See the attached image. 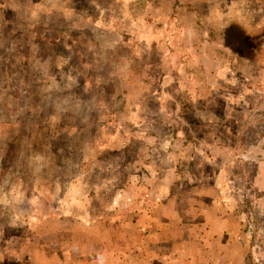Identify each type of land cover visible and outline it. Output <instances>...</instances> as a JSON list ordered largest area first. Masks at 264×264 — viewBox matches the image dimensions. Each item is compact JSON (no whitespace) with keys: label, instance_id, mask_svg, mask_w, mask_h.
Returning <instances> with one entry per match:
<instances>
[{"label":"rangeland","instance_id":"obj_1","mask_svg":"<svg viewBox=\"0 0 264 264\" xmlns=\"http://www.w3.org/2000/svg\"><path fill=\"white\" fill-rule=\"evenodd\" d=\"M0 264H264V0H0Z\"/></svg>","mask_w":264,"mask_h":264},{"label":"crops","instance_id":"obj_2","mask_svg":"<svg viewBox=\"0 0 264 264\" xmlns=\"http://www.w3.org/2000/svg\"><path fill=\"white\" fill-rule=\"evenodd\" d=\"M144 214V213H143ZM154 218H157V217H154Z\"/></svg>","mask_w":264,"mask_h":264}]
</instances>
